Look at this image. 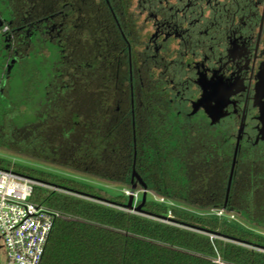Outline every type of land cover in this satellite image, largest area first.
<instances>
[{
    "label": "trees",
    "instance_id": "1",
    "mask_svg": "<svg viewBox=\"0 0 264 264\" xmlns=\"http://www.w3.org/2000/svg\"><path fill=\"white\" fill-rule=\"evenodd\" d=\"M76 1L50 0L49 12L19 22L15 44L0 32V145L40 158L67 153L130 189L136 150L149 191L177 204L149 199L144 213L131 211L124 193L0 156V168L42 180L32 200L58 213L40 264H264V233L227 215L264 226V154L253 169H236L227 198L222 135L191 113L154 57L142 60L139 28L127 27L133 97L119 29L94 0L87 9ZM170 211L171 222L160 219Z\"/></svg>",
    "mask_w": 264,
    "mask_h": 264
},
{
    "label": "flooded vegetation",
    "instance_id": "2",
    "mask_svg": "<svg viewBox=\"0 0 264 264\" xmlns=\"http://www.w3.org/2000/svg\"><path fill=\"white\" fill-rule=\"evenodd\" d=\"M77 1L79 9L91 4L105 9L119 29L127 45L133 97L134 45L127 27L139 28L142 60L156 59L154 70L170 77L191 113L193 102L205 95L207 106L192 114L203 116L222 135L230 173L235 156L234 173L258 165L264 154V0ZM50 4L0 0V32H8L15 44L19 22L21 27L31 24L49 12ZM134 106L135 100L133 112ZM209 111L222 115L213 122Z\"/></svg>",
    "mask_w": 264,
    "mask_h": 264
},
{
    "label": "built area",
    "instance_id": "3",
    "mask_svg": "<svg viewBox=\"0 0 264 264\" xmlns=\"http://www.w3.org/2000/svg\"><path fill=\"white\" fill-rule=\"evenodd\" d=\"M38 184L45 185L13 167L0 168V250L6 251L4 264L41 263L58 213L32 200ZM158 200L167 201L164 197ZM224 212L220 209L218 215L224 216Z\"/></svg>",
    "mask_w": 264,
    "mask_h": 264
},
{
    "label": "rangeland",
    "instance_id": "4",
    "mask_svg": "<svg viewBox=\"0 0 264 264\" xmlns=\"http://www.w3.org/2000/svg\"><path fill=\"white\" fill-rule=\"evenodd\" d=\"M181 76H177V78H180ZM180 97V96H179ZM181 99V97H180ZM51 136V135H50ZM54 136V135H53ZM53 136L51 138H53ZM26 137L30 139L33 144H31L32 148L31 151H33L36 147H39L40 141H38L35 138V135H22V138ZM77 138L79 136H76ZM76 138V139H77ZM36 139V140H35ZM75 139V140H76ZM25 140V139H24ZM41 141H44L43 138ZM52 141V140H50ZM55 141V140H54ZM19 145V144H17ZM60 156H48V158H40L38 156L25 154L15 148H7L5 146L0 145V156H3L12 162H19L26 165H30L33 167H37L40 169L49 170L55 173H59L66 176L76 177L78 179L84 180L88 183L94 184L98 187L103 188L106 192L110 194H120L124 193L129 196V194L132 192L130 188L123 185L122 183L115 182V181H109L102 177H98L94 174L88 173L84 170V167L81 165H76V163L72 160V156H68V154H59ZM72 155V154H70ZM71 162L74 164L72 165ZM137 196H135L134 204L138 205L137 202L141 201L142 195H143V188L136 190ZM149 199H158L156 195H154L152 192H148L147 200ZM170 204H177L173 203L172 201H166ZM195 211H200L204 214H218V210H199L195 208H191ZM220 210V209H219ZM226 214V212H224ZM224 214V215H225ZM230 215L231 219L245 228H248L253 231L264 233V226L258 225V224H252L246 219L242 218L241 216L237 214H227ZM171 222V221H166ZM6 261V251L5 249L0 250V264H4Z\"/></svg>",
    "mask_w": 264,
    "mask_h": 264
},
{
    "label": "water",
    "instance_id": "5",
    "mask_svg": "<svg viewBox=\"0 0 264 264\" xmlns=\"http://www.w3.org/2000/svg\"><path fill=\"white\" fill-rule=\"evenodd\" d=\"M229 96V94L226 95V97ZM205 95L202 96V98H200L199 100L197 101H194L193 102V105H194V110L192 113H195L196 111H198V109L201 107V106H207L206 103H205ZM133 103H134V98H133ZM219 104H222L221 101H219ZM222 110V109H220ZM211 117L213 119V122H215L216 120H218V118L222 115V113L220 112H211ZM135 145H136V140H135ZM136 154H137V151L135 150V160H134V164H133V180L134 178H137L138 179V182H135L132 186V192L129 194V200L128 202L125 204V208L128 209V210H131V211H135V212H139V213H144L143 212V207L147 201V196H148V192H149V189H148V185L147 183L144 182V180L142 179L141 175L138 173L137 169H136ZM235 162H236V156L234 158V162H233V165H232V169H231V173H230V177H229V183H228V187H227V198H228V195L230 193V190H231V184H232V179H233V174H234V167H235ZM39 182H42L44 183L42 180L40 179H35ZM138 185H141L142 188H143V195H142V199H141V202L138 204V205H135L134 204V200H135V192L136 190L138 189ZM160 219H162L163 221H171V216H167V217H161Z\"/></svg>",
    "mask_w": 264,
    "mask_h": 264
}]
</instances>
